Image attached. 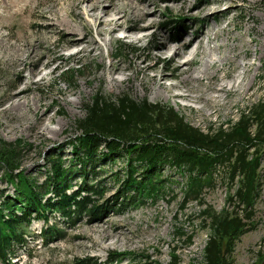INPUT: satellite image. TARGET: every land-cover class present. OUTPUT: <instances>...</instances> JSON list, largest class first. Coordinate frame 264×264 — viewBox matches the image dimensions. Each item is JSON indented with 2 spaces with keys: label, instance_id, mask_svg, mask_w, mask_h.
<instances>
[{
  "label": "rangeland",
  "instance_id": "374dc122",
  "mask_svg": "<svg viewBox=\"0 0 264 264\" xmlns=\"http://www.w3.org/2000/svg\"><path fill=\"white\" fill-rule=\"evenodd\" d=\"M96 1L0 0V140L23 143L21 166L15 172L22 170L37 184H42L46 179V160L52 154L65 160L68 168L73 156L68 142L77 134L75 121L84 115V103L98 91L107 95L126 91L133 97H146L151 102L167 104L190 123L205 130L237 120L242 109L264 99V0H104L100 11L111 9L112 14L102 20L125 16L124 24L129 27L120 28L113 34L109 32L110 26H105L104 33L99 34L102 26L86 14L78 20V13L89 11V6ZM113 1L115 4H111ZM140 10L148 13H142L145 17L142 20L135 15L137 11L141 13ZM58 12L68 23L72 18L80 21L74 30L75 38H81L85 33L90 44L97 42L98 49L92 51L86 42L79 44H84L81 47L68 46L63 28H43V24L52 21L43 19L41 14L56 15ZM170 18L177 21L176 34L167 23ZM139 26L144 28L138 29ZM201 31L204 32V50L199 48L196 54L195 48L190 47L188 51L191 50L194 60L183 66L191 65L194 74L205 79L189 82V87L182 88L192 94L193 100L174 97L158 86L160 80L154 82L152 78L161 72L167 75L163 80L166 84L181 85V78L172 74L176 72V63L184 58L172 59L185 43L196 44ZM40 32L43 33L25 46L27 51L25 49L23 57L26 61L13 68L10 53L15 51H10L6 43L20 44L17 38L23 37L20 41L26 45L24 36L27 33L37 35ZM118 40L133 48L126 52V56L116 54ZM224 57L233 62L223 63ZM209 60L219 69L208 66ZM112 64L123 66L125 71L111 72ZM72 69L75 70L71 76ZM20 71H23V77ZM204 73L219 74V83L229 87L239 77L243 82L238 92L232 95L211 92L207 89L208 76L205 77ZM23 86L31 90L21 94L19 101L23 105L28 101L31 110L23 106L24 109L16 114L18 118L14 119L15 113L3 110L2 105L7 103L12 92ZM198 95L206 97V102L196 99ZM209 97L215 101L211 102L207 99ZM45 112L52 120L40 122ZM25 118L29 121L22 120ZM262 160L264 166V155ZM122 166V160L102 166V185L109 188L104 198L113 195L116 186L111 174ZM75 171L69 179L73 189L81 182ZM224 174L219 173L215 185L205 189L204 203L193 201L181 207V187L186 183V177L167 168L164 174L167 192L156 202L148 201L142 207L121 214L108 209L100 220L90 222L83 218L73 228L60 224L64 237L47 243L36 237L43 222L34 221L28 229L27 250L13 264H69L75 258L86 256L93 257L98 264H168L172 253L182 264L202 262L206 242L212 233L203 210L210 207L211 211L219 213L227 208L226 199L231 191L222 177ZM87 177L89 181V171ZM0 190L14 193L13 184L7 181L1 166ZM255 212L254 229L236 244L235 264L264 262V258H260L264 252V190ZM49 218L50 223L60 219L57 214ZM180 231L184 234L178 233ZM190 234L194 237L188 243ZM114 252L124 253V256L116 262H108L109 255Z\"/></svg>",
  "mask_w": 264,
  "mask_h": 264
},
{
  "label": "trees",
  "instance_id": "16d2710c",
  "mask_svg": "<svg viewBox=\"0 0 264 264\" xmlns=\"http://www.w3.org/2000/svg\"><path fill=\"white\" fill-rule=\"evenodd\" d=\"M167 23L176 34L175 18ZM130 49L128 43L117 41L116 54L126 56ZM83 110L84 115L75 121L77 134L68 142L72 166L67 168L60 156L50 155L42 184L22 170L15 172L21 166L22 141L0 140V166L14 187L12 194L0 190V263L11 264L27 250L28 229L35 220L45 222L40 236L47 243L64 237L60 224L73 228L83 218L100 220L108 209L121 214L148 201L156 202L167 192L164 174L171 168L186 177L181 207L193 201L204 203L205 189L215 185L219 173H225L222 177L231 191L228 206L219 213L210 207L203 210L212 233L203 261L186 264H235L236 244L254 229L256 204L264 190V99L242 109L237 120L206 130L190 123L172 106L133 97L126 91L117 95L98 91L84 103ZM118 160L123 166L111 174L116 189L104 198L109 188L102 185V166ZM73 170L81 179L75 189L69 180ZM52 214L60 220L48 224ZM193 237L188 235V243ZM122 256L124 253L114 252L108 262ZM171 257L168 264H182L176 254ZM69 264L98 263L86 256Z\"/></svg>",
  "mask_w": 264,
  "mask_h": 264
},
{
  "label": "bare ground",
  "instance_id": "6f19581e",
  "mask_svg": "<svg viewBox=\"0 0 264 264\" xmlns=\"http://www.w3.org/2000/svg\"><path fill=\"white\" fill-rule=\"evenodd\" d=\"M114 1H113V3L111 2V4H115ZM117 2H118V0H117ZM104 3H105L104 0H97L96 3H93L92 6H89V11L86 9L85 11H82V12L78 13L79 14V16L77 17L78 20H81V16H83L84 14L92 17L96 22L98 21V26H100V25L102 26V28L99 30V34H103L104 33V27L105 26H110V28H109L110 34H113L114 32H117L120 28L121 29L122 28L129 29V27H127L124 24L125 16L119 17L117 19H109V20H104V21L102 20V18H109L108 16L112 14V10L111 9H104V11H100L101 4H104ZM7 9H10V7L8 6ZM135 9H138V8L136 7ZM77 12H78V10H77ZM101 12L103 13L102 16L101 15H99L97 17L95 16V14H100ZM140 12L141 13H139L137 11L135 13V15L139 16L138 19L142 20V19L145 18L144 16H142V13H143V15H146L148 13H147V11H143L142 12L141 10H140ZM50 13L41 14V17L43 19L47 18V19L52 21V23L43 24L42 25L43 28H47L49 26H51L52 30H61V28H63L62 29L64 31L63 34L67 38L68 46H70V45L71 46L72 45H79V44H82V42H86V43H89L92 51L95 50V48L98 46L97 42L96 41H92V43L90 44V39L85 33L82 34L83 36L81 38H75L74 30H75V27L77 25L81 24L80 21L78 22L76 19L72 18V20H69L70 22L68 23L67 20L65 19L64 15H62L61 13L58 12L59 14H56V15H50ZM26 21H27V19H26ZM140 28H144V27L139 26L138 29H140ZM42 33L43 32H40L39 34L37 33V35L34 34V33H27V35L24 36V38L27 41V42L25 41L26 45H23L22 42L20 41V39H22L23 37H18L17 38L18 39L17 41L20 42V44L19 43H12V42L6 43L7 46L11 49L10 51H15L12 54L10 53L11 58L9 57L10 60H11L10 62H11V65H12L13 68L19 67L22 63H24L26 61V59L23 57L24 53H25V49H26L25 46L30 45ZM203 33H204L203 31H201L199 33V35H198V37L196 39V44L194 42H191V43L189 42V43H185L184 47H182V48L180 47V49H178L175 52V55H174V57L172 59V61H176L179 56H182L184 58L183 61H181L179 63L178 62L176 63L177 64L176 72L174 74H172L174 77L175 76L176 77L179 76L181 78V80H182V84L181 85L179 83L166 84L163 80L166 78L167 75H164L161 72L155 74L154 77L152 78V81H154V82H156V81L158 82L160 80L158 86L160 88L170 92L171 95L174 96V97H180V98L193 100L194 97L192 96V94H190L188 91H184L182 88L183 87H185V88L189 87L188 86V85H190L189 82L190 83L196 82V81H201L202 82L205 79L204 77L196 76L194 74V70L190 67L191 65L188 66V67H184L183 66L185 64L192 63L193 60H194V56L191 55L192 54L191 50L188 51V49L190 47H192L193 50L195 48L194 52L196 54H197L199 48L201 50H204L203 49L204 48V40H203V35L204 34ZM215 38L217 39L218 36L216 35ZM83 45H79V47H81ZM97 49H98V47H97ZM81 50H85V48H82ZM26 51H27V49H26ZM6 52H8V51H6ZM226 61L233 62V60H231V58L224 57V60L222 62L224 63ZM208 66H215V68L217 67L216 63H213L212 60L208 61ZM146 68H148V67H146ZM218 69H219V67L216 68V70H218ZM110 70H111V72L114 71V73H115V71L123 73L124 67L121 66V65L112 64ZM20 72L21 73H19V74H21V76L23 77L24 76L23 71H20ZM216 73L209 74V75L207 73H204V76L205 75L208 76V77L205 76L208 79V82H207V85H206L208 90H210L211 92H224V93H227L228 95H232V94L238 92V90L240 89V83L243 82L242 81L243 79L240 80L241 77H239L238 80H235L234 82H232L231 86L229 87L228 85L219 83L221 81V78H220V75L216 74ZM35 74L37 75V73H35ZM158 74H159V76H158ZM29 90H31L30 87L23 86V87H20L16 92H12L10 94V98L7 100V103L2 105L3 110H11L13 113H15V118L14 119L18 118V115H16V114L24 109L23 106H25L26 109H28V111L31 110L30 107L28 108V106H29L28 101H25L24 105H23V103H21L19 101L20 97H22L21 94H26L27 92H29ZM196 99H199V100H202V101L206 102V97H203L202 95H198L196 97ZM207 99H209L211 102L215 101L212 97H209ZM8 104H9V107L6 106ZM22 118H24V117H22ZM48 119L52 120V119H50V117L45 112V113L42 114V116L40 117L39 120H40V122H44V121H46ZM22 120L29 121L27 118L22 119Z\"/></svg>",
  "mask_w": 264,
  "mask_h": 264
},
{
  "label": "water",
  "instance_id": "95a60500",
  "mask_svg": "<svg viewBox=\"0 0 264 264\" xmlns=\"http://www.w3.org/2000/svg\"><path fill=\"white\" fill-rule=\"evenodd\" d=\"M263 264H264V262H263Z\"/></svg>",
  "mask_w": 264,
  "mask_h": 264
}]
</instances>
